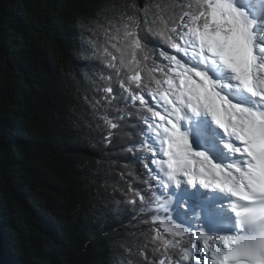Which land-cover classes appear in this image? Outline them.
Instances as JSON below:
<instances>
[{"label":"snow or ice","instance_id":"obj_1","mask_svg":"<svg viewBox=\"0 0 264 264\" xmlns=\"http://www.w3.org/2000/svg\"><path fill=\"white\" fill-rule=\"evenodd\" d=\"M103 36L105 139L138 116L146 139L129 150L146 148L152 177L130 188L128 203L155 206L135 264H264V0H133ZM205 121L217 157L195 147L213 138Z\"/></svg>","mask_w":264,"mask_h":264},{"label":"trees","instance_id":"obj_2","mask_svg":"<svg viewBox=\"0 0 264 264\" xmlns=\"http://www.w3.org/2000/svg\"><path fill=\"white\" fill-rule=\"evenodd\" d=\"M132 2L0 0V264L140 259L155 206L128 203L152 179L129 145L146 137L133 116L107 142L95 90L103 26Z\"/></svg>","mask_w":264,"mask_h":264},{"label":"bare ground","instance_id":"obj_3","mask_svg":"<svg viewBox=\"0 0 264 264\" xmlns=\"http://www.w3.org/2000/svg\"><path fill=\"white\" fill-rule=\"evenodd\" d=\"M206 123V121H205ZM207 126V124H206ZM207 149H209L210 152L216 153L218 156L220 154V149L218 146V135H215L213 139L206 141Z\"/></svg>","mask_w":264,"mask_h":264},{"label":"rangeland","instance_id":"obj_4","mask_svg":"<svg viewBox=\"0 0 264 264\" xmlns=\"http://www.w3.org/2000/svg\"><path fill=\"white\" fill-rule=\"evenodd\" d=\"M218 132V130H216Z\"/></svg>","mask_w":264,"mask_h":264}]
</instances>
